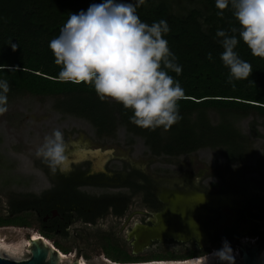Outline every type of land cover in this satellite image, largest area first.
<instances>
[{
  "label": "trees",
  "instance_id": "trees-1",
  "mask_svg": "<svg viewBox=\"0 0 264 264\" xmlns=\"http://www.w3.org/2000/svg\"><path fill=\"white\" fill-rule=\"evenodd\" d=\"M103 2L0 0V66H8L0 71V80L6 79L9 83L8 104L24 96L49 98L52 108L62 116L70 115L89 122L98 139H115L118 129L123 127L127 144L132 145L136 137L141 138L149 154L155 157H178L209 148L216 158H224L227 164L241 165L250 161L256 152L254 140L252 135L243 132L239 121L247 117L264 119V59L254 57L240 40L235 51L252 65V73L246 80H234L235 89L227 82L229 69L220 58L223 48L216 32L224 30L233 35L230 28L239 29L231 6L224 10L223 16H218L215 0H203L205 12L192 8L184 15L171 12L167 3L161 0L137 5L136 12L142 22L149 25L160 20L168 22L170 31L164 38L177 57L176 63L182 67L181 74L169 71V75L180 83L187 97L179 101L182 117L179 123L168 131L162 127L151 131L131 123L133 112L122 104L112 100L102 102L91 86L63 83L57 79L61 67L55 64L50 41L59 36L70 14L86 12L90 5ZM118 2L137 4V0ZM235 35L239 39L238 33ZM209 52L212 53L211 60L207 58ZM5 162L0 154V164ZM0 180L1 186L27 182L4 174L0 175ZM259 206L264 208V203ZM61 211L58 208V212ZM32 214V211L22 212L11 205L10 212L0 211V226L31 225ZM254 216L264 217L261 214ZM38 222L43 223L42 215ZM112 236V233L99 232L98 247L105 252L111 247L115 260H119V243L113 242ZM181 257L157 253L145 259ZM121 259L134 258L125 255Z\"/></svg>",
  "mask_w": 264,
  "mask_h": 264
},
{
  "label": "rangeland",
  "instance_id": "rangeland-1",
  "mask_svg": "<svg viewBox=\"0 0 264 264\" xmlns=\"http://www.w3.org/2000/svg\"><path fill=\"white\" fill-rule=\"evenodd\" d=\"M161 1L167 3L171 12L179 15L186 14L192 8L199 9L201 12L206 10L203 0ZM7 107L8 111L0 116V154L6 161L0 164V175L23 178L27 182L22 185H0L2 213H5L4 208L7 206L15 204L25 206L31 202L33 199L29 197L30 193L37 197L45 196L48 199L53 196L48 191L54 187L53 181L56 182L61 174L57 172L53 174L48 165L43 162V158L37 157L36 152L44 143V138L51 135L54 129H59L63 133L68 143V155L76 150L101 148L110 152L105 164L107 170L119 172L136 169L150 177L148 186L151 188L154 186L155 191H158V188L165 191L164 195L168 203L147 202L143 194L144 190L129 193L126 189H122L121 191L126 195H131L126 215L118 219L108 214L104 219L99 220L96 228L113 231L115 235H118L116 240L121 242L119 245L123 241L127 246L125 249L128 250L130 247L125 240L136 225H140L144 231L147 229L148 232L163 229L160 232L171 233L173 231L169 230L173 228H168L170 219L179 216L188 217L189 213L185 209L192 207V204L195 205V209L200 207L207 209L211 216L220 214L221 211L217 208L206 206L210 204L200 206L196 204L209 198L202 193L210 194L219 203H225L227 209L224 214L227 215L229 213L237 215L253 198H264V119L247 117L239 121L243 132L252 135L256 152L250 161L237 165L227 164L222 157L216 158L213 150L209 148L178 157H155L149 154L141 138L136 137L132 145L127 144V135L123 127L118 129L115 139H98L89 122L70 115L62 116L52 108V101L49 98L24 96L12 100ZM11 164L12 166L8 168ZM88 165L87 162L78 161L72 167L70 166L69 174H72L73 178L80 177L86 173ZM102 166L99 165V167ZM89 188L94 191L102 190L99 186ZM105 190L118 191L119 188L112 187ZM167 195L175 197L174 201L171 202ZM198 219H202L201 216H198ZM201 223H195V226L200 228V233H204ZM84 227L81 222L74 221L69 229V237L65 239L58 233H48L50 238H47L36 221H33L29 227L0 226V246L2 247V249L0 247V253L9 254L17 259L27 258L30 255L27 249L28 237L40 235L51 247L59 250L61 260L58 264H71L76 259L81 264H132L116 261L111 247H109L110 251L105 252L98 247L97 242H93V239L84 240L86 232L94 230ZM162 243L155 242L148 245L142 254L163 252L177 247L175 243L165 245ZM158 244L162 246L158 247ZM231 255L234 262L240 261L235 251H231ZM206 257L207 264L215 263V254ZM197 260L204 264L205 257L203 260ZM187 261L177 258L151 259L134 261V264H188L190 261L188 263Z\"/></svg>",
  "mask_w": 264,
  "mask_h": 264
},
{
  "label": "clouds",
  "instance_id": "clouds-1",
  "mask_svg": "<svg viewBox=\"0 0 264 264\" xmlns=\"http://www.w3.org/2000/svg\"><path fill=\"white\" fill-rule=\"evenodd\" d=\"M143 2L104 0L90 5L86 12L70 14L49 48L55 64L61 67L59 82L91 86L102 102L112 100L132 110L130 122L134 125L151 131L161 127L168 131L182 119L179 101L187 99L169 71L179 75L182 67L176 63L177 57L164 38L170 31L168 22L160 20L149 25L137 15V5ZM215 6L218 16H223L224 10L231 6L240 26L230 28L233 35L224 30L216 32L223 48L220 58L229 69L227 82L235 89L234 80H246L252 73V65L235 51L240 40L254 57L264 59V0H215ZM207 58L212 59L211 52ZM5 68L8 66H0V71ZM9 91L8 81L0 80V116L8 111ZM67 152L63 133L54 129L44 138L36 155L43 158L53 174L57 171L64 174L69 159ZM215 255L234 264L227 241Z\"/></svg>",
  "mask_w": 264,
  "mask_h": 264
},
{
  "label": "flooded vegetation",
  "instance_id": "flooded-vegetation-1",
  "mask_svg": "<svg viewBox=\"0 0 264 264\" xmlns=\"http://www.w3.org/2000/svg\"><path fill=\"white\" fill-rule=\"evenodd\" d=\"M79 151L87 152L88 154L87 156L79 158V154H77ZM73 153H76V156L74 157V160L76 161L69 165V168L64 174L57 171V173L61 175L60 177L57 176L58 180L56 182L53 181V183H55L54 187L48 191L53 195L52 197L48 199L45 196L37 197L30 193L29 197L33 199L31 202L27 203L25 206H18L15 204V206H17L22 212L32 211L33 220L36 222H38V217H41L42 215L43 223L38 222V226L43 229V235L47 236V238H50L48 233H58L62 238L68 239L70 226L74 221H79L85 226L84 228L90 227L91 229H94L91 232H86L84 240L89 241L91 238L93 239V242L100 243L99 232L104 231L112 233L113 236L111 240L114 242V240L117 239V234L115 235L111 230L101 229L100 227L97 229L96 227L99 224V220L104 219L108 214H112L118 219L126 215L131 195H126L125 192L121 191L122 189H126L129 193H135V190H144L145 192L143 191V194L145 195L147 202L156 201L157 203H168L164 195L165 191L163 192V189L159 188L158 191H155V188H153L154 186H152V188L151 186H148L147 184L148 182L150 183V177L144 173H141L136 169H130L128 171L121 170L119 172H114L110 169L107 170L105 164L108 155H110L109 151L97 148L94 150H76ZM102 154L106 159L104 158V160L102 158L104 164L102 167H99L97 161L101 158ZM78 161L87 162L89 165L86 173L80 175V177L73 178V176H71L72 174H69L70 166L72 167ZM95 186H99L102 190L94 191L89 188ZM112 187L114 189L115 187H118L119 190H105L106 188ZM202 194L208 195L209 198L205 201L197 202L196 204H198V206L202 204H210L206 206L217 208L221 211L220 214L211 216L207 209L201 207V209H195V205L192 204V207L185 209L189 213L188 217L185 218L179 216L170 219L172 224L170 223V225L168 224L169 227H165H168L169 229L173 228V230L168 229L169 231H173L171 233L160 232L163 229H160L159 226H157V228L160 230L156 229L148 232L147 229L144 231L140 225H136L125 240L130 249H125L127 246L122 241V244L118 245L119 251L117 254L120 255V257L119 260L116 261L124 263L130 262L134 264V261L151 260V258L145 259V257L152 254L172 253L177 256H183V258L181 257L177 259L188 260V263L194 259L203 260L204 257L219 252L224 248L225 241H227L231 251H235L239 255L241 261L238 249L239 243L257 244L260 241H264V217L258 219L254 216L256 214L264 215V208L259 206L262 202L264 203V198H253L251 201L247 202L245 207H243L237 215L232 213L227 215L224 214L227 209L225 203H219V201L212 198L210 194ZM167 198H169L171 202L175 199V197H169V195H167ZM31 203L34 204L32 207L29 206ZM58 208L62 210L61 213L58 212ZM4 210L7 213L10 212L11 206L5 207ZM10 215L12 214L10 213ZM198 216H201L202 219H198ZM57 217L60 218L59 221L57 220ZM244 217H248L249 219H245ZM200 222H202L201 224L204 233H200V228L198 229L195 226V223ZM29 226L30 225H27L25 227ZM162 228H164V226ZM32 236H29L28 238ZM155 242H163L162 244L164 245L167 243H175L177 247L163 252L157 251L156 253L142 254L144 248ZM46 243L48 242L46 241ZM117 243L120 244L121 242L117 240ZM162 244H158V247L162 246ZM161 249H163V247H161ZM189 253L192 254L191 257L185 256ZM263 253L264 245L262 255ZM125 255L134 259H121L123 256L125 257ZM218 260L219 257L216 255L214 264H217ZM224 262L228 264L227 261Z\"/></svg>",
  "mask_w": 264,
  "mask_h": 264
},
{
  "label": "water",
  "instance_id": "water-1",
  "mask_svg": "<svg viewBox=\"0 0 264 264\" xmlns=\"http://www.w3.org/2000/svg\"><path fill=\"white\" fill-rule=\"evenodd\" d=\"M88 154V153H87ZM76 153L69 156L67 169L69 165L76 160ZM264 241L257 244L239 243L238 249L241 261L234 264H264V256L262 255ZM27 249L30 252L29 257L24 259H12L0 255V264H58L61 260L58 249L49 246L41 236H32L28 240ZM71 264H80L79 260ZM217 264H227L219 259Z\"/></svg>",
  "mask_w": 264,
  "mask_h": 264
},
{
  "label": "bare ground",
  "instance_id": "bare-ground-1",
  "mask_svg": "<svg viewBox=\"0 0 264 264\" xmlns=\"http://www.w3.org/2000/svg\"><path fill=\"white\" fill-rule=\"evenodd\" d=\"M97 151V150H96ZM98 152V151H97ZM77 154H79V158H81V157H84V156H87V152H81V151H79ZM96 154V153H95ZM105 158V156H103V154L101 155V158L97 161V163H98V166L100 165V166H102L103 165V159ZM105 160V159H104ZM99 168V167H98ZM33 236H40V235H33ZM43 238V237H42ZM44 239V238H43ZM44 241H45V239H44ZM46 242V241H45ZM1 247V246H0ZM1 249H2V247H1ZM0 255H2V256H6V257H9V258H12V259H17L16 257H14V256H9V254L8 255H3V254H1L0 253ZM203 264V262H200V261H198L197 259L196 260H193V261H191V262H189L188 264Z\"/></svg>",
  "mask_w": 264,
  "mask_h": 264
}]
</instances>
